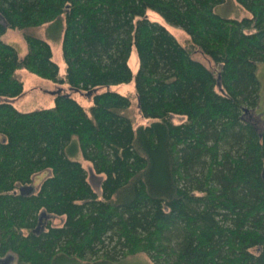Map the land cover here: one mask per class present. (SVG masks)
<instances>
[{
	"label": "trees",
	"instance_id": "16d2710c",
	"mask_svg": "<svg viewBox=\"0 0 264 264\" xmlns=\"http://www.w3.org/2000/svg\"><path fill=\"white\" fill-rule=\"evenodd\" d=\"M224 1L0 0V96L23 93V70L85 93L136 86L96 93L89 107L64 94L29 111L0 102V260L113 263L146 253L154 264H264V129L251 117L264 0H236L250 12L241 19L216 12ZM149 9L183 28L188 44ZM62 17L63 76L51 44L31 32ZM8 28L23 32L25 55L4 41ZM198 50L210 65L192 57ZM136 110L153 121L136 125ZM46 169L36 192L23 191Z\"/></svg>",
	"mask_w": 264,
	"mask_h": 264
},
{
	"label": "rangeland",
	"instance_id": "374dc122",
	"mask_svg": "<svg viewBox=\"0 0 264 264\" xmlns=\"http://www.w3.org/2000/svg\"><path fill=\"white\" fill-rule=\"evenodd\" d=\"M216 12L224 17L241 19L243 17L250 16V12L245 9L241 4H239L236 0H225L223 3L219 4L215 8ZM148 17L155 22H158L164 25L177 39L182 45L188 44L189 35L187 32L179 27L169 23L160 13L149 9L147 11ZM0 20H4L2 15H0ZM65 27L64 17L59 18L58 20L44 25L39 28H32L31 32L45 40H47L52 48L54 54V60L58 63L60 67V74L63 76L66 72L65 62L62 56V35ZM3 39L8 44L14 46L19 55L23 56L27 52V44L23 36V32L19 29L8 28L5 35H3ZM192 57L200 60L206 65H210L211 61L206 57L200 50L192 53ZM129 64L131 66L133 76L136 75L140 61L138 58L137 50L133 47L129 58ZM258 78L261 82V100L260 106L257 111H253L251 117L253 121L256 123L259 130L264 129V61L258 64L257 70ZM22 77L24 79V91L21 95L16 97L9 96H0V102H11L20 110L29 111L41 107H51L54 105V97L59 94L70 95L79 101L85 107H89L92 104L93 95L105 90H114L121 92L123 94L135 93V78L131 81L124 84H110V85H99L93 88L89 93H85L82 90H78L71 86L69 83H54L53 81L41 78L33 73H30L27 70L22 71ZM136 101H132V104L135 105ZM153 121V119H148L141 116L136 110V125L139 124H149ZM175 121L179 122L180 118L175 116ZM4 139V136L0 134V140ZM81 160L88 170L90 179L92 175H96V173L92 170V164L89 161H86L82 158L79 153L76 157ZM51 170L46 169L41 172L36 173L33 176L32 182L27 184L24 187V191L28 193L36 192L42 183V181L50 175ZM99 176V175H96ZM96 178H92V182L97 183ZM52 224L55 226H60L65 221L64 215H56L51 218ZM11 262V260H10ZM15 262V259L12 260ZM60 262L62 264H154V262L149 258L146 253H139L135 255L128 256L120 261H116L113 263H89V262H80L77 263L68 259H61Z\"/></svg>",
	"mask_w": 264,
	"mask_h": 264
},
{
	"label": "flooded vegetation",
	"instance_id": "af4514ba",
	"mask_svg": "<svg viewBox=\"0 0 264 264\" xmlns=\"http://www.w3.org/2000/svg\"><path fill=\"white\" fill-rule=\"evenodd\" d=\"M41 226H42V224H41ZM39 228H40V227H39ZM39 228H38V229H39ZM6 257H8V260H7V261H1V260H0L2 264H4V263H5V264H11V263H12V260L15 259V255H14L13 253H9V254H7ZM6 257H5V258H6ZM10 260H11V262H10Z\"/></svg>",
	"mask_w": 264,
	"mask_h": 264
},
{
	"label": "water",
	"instance_id": "95a60500",
	"mask_svg": "<svg viewBox=\"0 0 264 264\" xmlns=\"http://www.w3.org/2000/svg\"><path fill=\"white\" fill-rule=\"evenodd\" d=\"M246 111H248V110L246 109ZM23 191H24V190H23ZM23 191H22V192H23ZM7 260H8V257H6V258L4 257V258L1 259V261H7ZM4 264H5V263H4Z\"/></svg>",
	"mask_w": 264,
	"mask_h": 264
}]
</instances>
